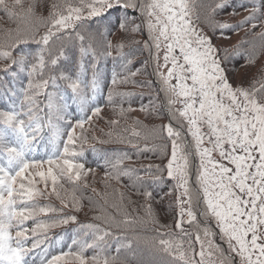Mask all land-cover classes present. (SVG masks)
Here are the masks:
<instances>
[{
  "label": "snow or ice",
  "instance_id": "snow-or-ice-1",
  "mask_svg": "<svg viewBox=\"0 0 264 264\" xmlns=\"http://www.w3.org/2000/svg\"><path fill=\"white\" fill-rule=\"evenodd\" d=\"M224 6V0H220L212 12ZM38 7L42 9L40 14ZM129 8L144 18L151 42H146L144 47L156 49L153 59L157 69L168 68L166 76L160 72L158 75L168 98L170 121L176 120L181 129L186 127L191 136L190 142L182 139V131L175 129L171 122L153 130L166 132L171 141L169 162L164 168L156 166L155 172L166 171L167 177L175 181V187L182 189L175 224L180 235L169 231L153 238L150 244L156 257L153 264H205L206 256L209 264H213L212 257H216L218 264H232L234 258H238L239 264H264V68L261 76L247 86L242 83L234 86L221 64L212 37L199 26L201 18L194 0H55L50 5L44 0H0V11L17 23L15 29L4 30L0 38V73L16 82L11 87L5 84L6 90L0 94L5 104L0 107V264H70V261L73 264H129L121 252L131 249L132 242L114 231H126L135 223L127 216L120 221L112 215L94 216L104 226L80 225L68 251L58 253H52V244L46 243L47 230L76 222L77 217L36 219L41 214L62 212L66 208L82 210L78 184L94 170L86 169L78 158L83 157V146L88 143L85 124H91L93 117L102 111L96 104L100 93L98 61L100 56H111L112 50L124 55V42L113 45L107 38L108 26L112 23L109 14ZM45 10L47 15L43 14ZM248 10L252 14L237 27L250 24L253 29L261 28L254 34L259 44L253 42L252 51L244 54L247 63L254 64L257 48L264 52V0ZM116 21L121 31H140L139 25L128 27L126 15H117ZM203 23L213 31L230 27L208 19ZM41 29L45 30L43 34ZM29 43L37 48L21 47ZM162 47L163 65L159 63ZM233 55H241L239 47ZM87 57H91L90 78H86ZM130 63V59L125 60V65ZM120 82L129 83L127 79ZM112 84H117L115 72ZM112 100L110 90L109 104ZM70 102L77 106L79 113L74 123L67 113ZM177 104L180 107H175ZM124 113L125 109L121 108L119 115ZM110 123L118 125L120 121ZM135 123L139 125V121ZM131 134L141 137L135 129H131ZM92 139L97 140L95 136ZM118 142L137 146L136 142L120 136ZM93 151L96 150L93 148ZM193 156L198 157L195 196L204 204L201 215L215 220L220 238L227 243L233 258L225 257L223 249L215 243L216 233L207 224L203 229L204 239L199 233L195 237L199 251L191 239H186L191 234L183 227L185 204L189 209L188 222L196 220L191 210ZM113 157H103L105 168H111L106 178L119 183L121 177L132 179L136 174V180L142 179L137 169L122 167L131 156L113 153ZM45 165L46 170H42ZM152 169L153 166H148L145 174L152 175ZM160 179L156 176L154 182ZM130 186L136 187L134 183ZM142 194L148 199L153 195L147 190ZM46 196H55L63 207L39 204L38 200ZM123 199L124 194L120 193V200ZM113 207L119 213V205ZM144 207L151 216V205ZM89 251L91 254H86Z\"/></svg>",
  "mask_w": 264,
  "mask_h": 264
},
{
  "label": "trees",
  "instance_id": "trees-1",
  "mask_svg": "<svg viewBox=\"0 0 264 264\" xmlns=\"http://www.w3.org/2000/svg\"><path fill=\"white\" fill-rule=\"evenodd\" d=\"M45 4L50 5L55 0H44ZM197 5V11L200 14V27L204 28L206 34L212 37L213 45L219 51L221 64L225 67L229 74V79L233 85L244 84L247 86L250 81L261 76V69L264 68V52L257 48V57L254 64H248L245 58V53L252 51V43L259 44L257 35L261 31L260 27L253 29L250 24H245L244 27H237L242 21H245L252 13L248 10L254 4H258L260 0H224L225 6L216 9L215 13L212 8L220 2V0H194ZM41 8H37V13L40 14ZM47 15V11L43 12ZM112 23L109 25L107 38L116 45L119 41H123L125 47L123 56L115 50H112L111 56H100L98 61V71L100 74V93L97 96L96 104L102 111L98 116L93 117L91 124H85V131L88 136V143L83 146V157L78 158L80 162L85 164V168H92L94 171L83 177L78 184V196H81L82 210L74 211L71 208L63 209L62 212L49 213L48 215L41 214L36 219L52 220L59 219L62 216L75 215L76 222H69L65 225H58L47 230L49 239L46 243L52 244L50 251L58 253L60 251H68L71 245L72 238L77 234L76 230L80 225L86 223L99 224L104 226L101 220L93 219L94 216L112 215L117 221L123 220L125 216L135 221V223L126 231L115 230L118 235L126 236L132 242V248L122 250L121 255L129 260V264H153L156 257L150 250V244L153 238L157 237L160 232H171L175 235H180L175 224L179 217L180 206L175 187V181L167 177V172L156 173L155 167L164 168L170 159L171 141L166 137V132H156L161 126L167 125L170 122L175 129L182 131V139L191 141V136L187 133L186 127L181 129L176 120L169 118L168 98L164 91L163 82L158 75L162 73L161 69H157L156 62L153 59L156 49H146L145 43L149 41L146 24L143 22L138 11H133L131 8L127 10H113L110 14ZM129 18L128 27L133 24L139 25L138 33L124 32L118 29L116 16ZM259 16V14H257ZM134 18V19H132ZM100 19V18H97ZM215 21V23H226L230 27L224 30L216 28L215 31L207 27L203 21ZM17 23L8 19L5 14L0 11V38L4 35V30L15 29ZM45 30L41 29V34ZM249 43L245 44V41ZM136 41V42H134ZM138 42V43H137ZM27 50H35L37 45L29 43L21 45ZM237 47H239L241 55L234 56ZM227 50V51H225ZM227 57V58H225ZM130 59L131 63L125 65V60ZM91 57L85 60L88 67L87 77L91 76V68L89 67ZM113 72L117 76V84H112ZM132 73H137L135 76ZM127 79L129 83H121L120 81ZM16 82L11 76H6L0 73V94L5 92V84L11 87ZM143 85V86H141ZM19 87V84H16ZM113 93L111 104L108 102L109 91ZM119 93H131L130 96H121ZM43 99V97H41ZM4 99L0 97V107H4ZM177 107V105L175 106ZM125 109L124 116H120V109ZM129 108L134 111H127ZM141 108L144 111H141ZM69 118L75 122L79 113L77 106L71 104L67 109ZM90 114V113H89ZM111 120H119L118 125H112ZM139 121V125L135 122ZM67 127V125H62ZM129 129L125 132L124 129ZM131 129L141 133V137L132 136ZM112 133L111 136L106 133ZM76 134H80V129L77 128ZM95 136L97 140L107 141L99 143L93 140ZM118 136L136 142L137 146L133 147L128 143H119ZM147 136V139L143 137ZM161 146H165L163 149ZM79 147V145H77ZM93 148L96 150L93 151ZM113 153H127L132 157L130 161H125L122 167L135 168L138 174L142 177L141 180H136L133 174L132 179L121 177L118 183L116 180L106 178V172L111 171V168H105L103 157L107 155L109 159H113ZM39 155V153H38ZM192 168L190 174V186L193 188V207L196 215V220L189 223L188 217L184 216L183 227L185 231L191 234L186 239H191L193 247L197 250L198 243L195 237L199 233L204 237L203 229L207 224L214 233L215 239L220 237L218 227H216L214 219H206L201 215L204 208L202 200H198L195 196L196 187V167L198 166V157L191 158ZM153 166L152 175L145 174L144 169L148 166ZM47 165L44 166L46 170ZM160 176L159 181L154 182V178ZM63 182V181H62ZM85 183L87 186L85 187ZM135 184L136 187L130 185ZM39 187L43 188L40 184ZM66 188H71V185L65 184ZM147 190L152 192V198H146L142 193ZM51 191L49 187L48 192ZM120 193L124 194L123 201L120 200ZM38 203L41 205H51L57 209L63 206L55 196H46L40 198ZM151 205L152 215L148 216L145 211V205ZM113 205H119L120 211L117 213ZM155 220L156 223L152 221ZM32 224L31 221L28 222ZM163 226V227H161ZM62 237V239H61ZM133 237H140L134 240ZM73 251H75V246ZM115 242H113V248ZM91 254L90 251L89 253ZM134 257V258H133ZM70 264L73 262L70 261Z\"/></svg>",
  "mask_w": 264,
  "mask_h": 264
},
{
  "label": "rangeland",
  "instance_id": "rangeland-1",
  "mask_svg": "<svg viewBox=\"0 0 264 264\" xmlns=\"http://www.w3.org/2000/svg\"><path fill=\"white\" fill-rule=\"evenodd\" d=\"M159 56H160L159 63L161 65H163V63H164V61H163V56H164V49H163V47H162V49H161V51L159 53ZM169 67H171V65H169ZM160 69H161L162 73L166 76L167 75V72H168V68L161 67ZM173 83H175V81H173ZM178 107H180L179 104H177V108ZM176 190L178 191L176 193L177 199H178L180 197V193H181L182 189L176 187ZM178 206H179V203H178ZM184 208H185V215L184 216L188 217V215H187V210H189L188 209V205L185 204L184 205ZM191 210L194 212L193 205H192ZM47 219H48V217H47ZM47 219H44L43 221H47ZM214 222H215V220H214ZM215 224H216V222H215ZM215 226L217 227V225H215ZM218 230H219V228H218ZM201 238L204 239V237H201ZM215 243L218 244L223 249L224 255H225L226 258H233L234 257V254L233 253H230L228 251V245H227V243L223 239H221L220 237H218L217 239H215ZM205 244H207V240L206 239H205ZM197 251H199V244H198V247H197ZM212 262H213V264H218V261H216V257H212ZM205 264H209V260H208L207 256H206ZM232 264H239L238 258H234L232 260Z\"/></svg>",
  "mask_w": 264,
  "mask_h": 264
}]
</instances>
